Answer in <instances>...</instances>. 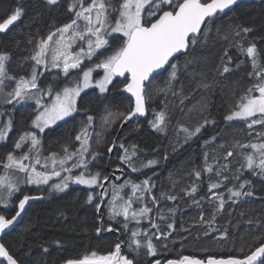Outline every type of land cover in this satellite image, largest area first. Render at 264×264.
Returning <instances> with one entry per match:
<instances>
[{
    "label": "snow or ice",
    "instance_id": "snow-or-ice-1",
    "mask_svg": "<svg viewBox=\"0 0 264 264\" xmlns=\"http://www.w3.org/2000/svg\"><path fill=\"white\" fill-rule=\"evenodd\" d=\"M64 2L68 21L52 26L46 35H38L34 43L30 41L32 51L24 59L32 63L26 74L13 75L9 71L11 54L0 51V142H6L13 127L15 106L27 100L34 102L29 129L20 132L11 149L0 156V264H25L12 251L11 245L2 242V237L19 222L30 201L46 198L45 193L48 196L65 193L71 185L86 186L89 190L86 202L93 204L95 201L99 221L94 227L95 233L98 236L102 233L120 235L107 252L101 254L91 250L68 258L63 264H139L142 251L153 258L148 264H264V238L242 256L208 254L197 257L180 253L175 258H160L161 252L168 250L165 241L176 231V222L168 221L179 209L177 204L167 207L165 212L162 202H176L187 197L193 204L201 206L207 201L212 207L210 218H205L201 207L198 223L201 227L207 225L204 235L209 236L208 229L216 231L213 228L216 217L229 201L235 204L239 198L254 195L252 180L245 176V171L264 179V48H258L256 37H249L252 28L237 26L230 35H223L228 46L215 69L223 77L242 65L246 67V76L252 82L236 104L223 114L222 120L226 126L243 122L250 130L247 135L251 139L220 143L219 154L214 146L217 136L204 140V144L213 150L206 151L202 163L186 174L194 178L188 187L173 192L178 183L173 181L170 189L157 195L151 176L138 180L129 175L123 183H116L121 180L125 167L131 173H142L143 169L158 165L159 161L153 158L145 162L142 156L145 150L139 145L126 144L116 137L109 142L104 136L117 122L123 128L135 118L139 126V118L149 115L152 117L148 120L150 128L167 135L171 123L168 110L167 107H152L154 95L163 93L166 96L173 90V82L182 67L181 57L205 43L215 21L232 11L241 0ZM45 3L58 8L62 0H45ZM23 14L22 0H18L0 22V33L9 30ZM230 48H235L238 56L230 55ZM187 63L185 61L183 67L186 68ZM249 66L250 70H247ZM164 73L167 76L163 86H157V77ZM41 77L48 82L42 85ZM210 87L211 83L198 84V88L205 90ZM87 89L99 96L113 90L127 94V105L123 110H104L100 117L101 132L96 131V118L87 114L90 109L78 103L83 99L82 93L87 95ZM172 94L176 95L174 91ZM183 103L181 99L180 104ZM7 105L12 107H4ZM206 108V104L202 106V109ZM81 112L86 118L80 122L73 143L63 145L59 152L45 154V130L61 121L67 123ZM200 115V122L176 127L174 151L193 138H199L207 125H216L217 121L210 113L205 114L202 110ZM102 145H106V152L101 151ZM113 154L119 163L111 173L92 168L98 158ZM237 157L239 167L233 168V160ZM164 159H167V153ZM117 172L121 175H116ZM205 173L208 182L206 191L201 192L197 182H202ZM29 185L36 186L37 195L24 191V186ZM227 235L225 229L222 236ZM54 243L62 246L59 240ZM48 251L43 247V252Z\"/></svg>",
    "mask_w": 264,
    "mask_h": 264
},
{
    "label": "trees",
    "instance_id": "trees-1",
    "mask_svg": "<svg viewBox=\"0 0 264 264\" xmlns=\"http://www.w3.org/2000/svg\"><path fill=\"white\" fill-rule=\"evenodd\" d=\"M17 3L18 0H0V22ZM22 3L24 14L21 19L7 32L0 33V51H8L11 54L9 71L17 77L26 74L30 69L32 62L24 58L31 53L37 36L46 35L52 26H59L69 19L64 0L58 8L46 5L45 0H22ZM237 26L252 28L253 32L249 34V37H256L255 42L258 48H264V1L241 4L231 13L220 16L209 32L206 42L186 57H181L182 67L177 79L173 82V90L166 96L163 93L154 95L151 101L154 108L167 107L171 121L167 135L150 128L148 120L152 118L151 115L145 119H139V126L135 121L121 130L117 122L104 133L105 139L109 142L116 137L117 140H122L126 144L139 145L145 150L142 153L145 162L153 158L159 161L158 165L145 168L142 173H131L130 169L125 167L124 179L129 175L138 180L151 176L156 184L157 195L160 191L170 189L172 182L176 181L177 187L172 191L179 192L181 188L188 187L194 179L186 174L202 163L206 151L213 150L212 147L204 144V140L217 136L214 146L219 154L220 143L226 141L230 143L233 139L247 142L251 139L247 135L250 130L243 122H232L231 126H226L222 120L223 114L236 104L239 96L252 82L246 76V67L242 65L223 77L215 72L223 50L228 46L222 37L225 34L230 35ZM229 53L234 58L238 56L235 48H230ZM185 61L188 62L186 68L183 67ZM247 70H250V66ZM166 76L167 73H164L157 77L156 85L163 86ZM40 82L43 85L48 80L41 77ZM201 82L211 83V87L207 90L198 88ZM173 91L176 95L172 94ZM126 95L113 90L99 96L91 90L87 92V95L82 96L83 99L79 101V104L90 109L87 114H92L96 118V131L101 132L103 130L100 128V117L104 110L109 109L113 112L123 110L127 105ZM181 99L184 100L183 105L180 104ZM205 104L207 108L202 109ZM33 108L34 104L16 108L15 130L10 142H13L20 132L29 129L34 114ZM202 110L216 119V125H207L202 129L199 138H193L174 151L172 144L176 140L174 134L176 127L179 124L192 126L200 122ZM85 118L86 114L81 112L75 116V119H70L67 123L63 122L57 128L47 131L43 138L45 152H59L63 145L72 144L80 122ZM256 127L259 128V126ZM154 148L159 150L153 151ZM101 151L106 152V145L101 146ZM165 153H167V159H164ZM238 159L237 157L233 160V168L239 167ZM118 163L115 154L105 155L94 161L92 168H100L105 173H111ZM153 172L156 175H153ZM245 176L252 180L251 187L254 195L239 198L235 204L229 201L216 217L213 225L216 231L208 229L209 236L204 235L207 225L201 227L198 223L201 207L204 209L205 218H210L212 207L207 201L201 206L193 204L187 197L176 202H162L165 212L167 207H174L177 204L179 209L168 221L176 222V231L168 241H165L168 244V250L162 251L160 258H175L180 253L197 257L208 254L218 257H226L229 254L242 256L253 245L258 244L259 240L264 238V179L260 176H251L247 171ZM207 177L208 174L205 173L202 182H197L200 183L201 192L206 191ZM213 179H215L214 176ZM115 182L119 183V181ZM24 191L32 195L38 194L36 187H26ZM87 191L89 190L86 188L71 187L65 193L51 196L45 193L46 198L30 201L22 221L3 236L2 242L11 245L12 251L25 264H63L66 259L91 250L101 254L107 252L120 234L103 233L98 236L95 233L94 227L99 224V221L94 207L95 201L93 204L86 202ZM105 220H107L106 216ZM249 220L252 221L251 224L248 223ZM114 227L118 228L116 225ZM225 229L228 231L227 237L222 236ZM121 238L126 239L124 236ZM57 240L61 241L62 246L54 243ZM43 247H47L49 251L43 252ZM152 259L145 256L143 251L138 257L139 264H148V261Z\"/></svg>",
    "mask_w": 264,
    "mask_h": 264
},
{
    "label": "rangeland",
    "instance_id": "rangeland-1",
    "mask_svg": "<svg viewBox=\"0 0 264 264\" xmlns=\"http://www.w3.org/2000/svg\"><path fill=\"white\" fill-rule=\"evenodd\" d=\"M111 87V86H110ZM92 89H87V90H85V92L87 93V92H89V91H91ZM107 94V93H106ZM82 96L84 95V93H82L81 94ZM105 95V94H104ZM78 103H79V101H78ZM29 104H34V102L33 101H31V100H27V101H25V102H23V103H21V104H18V105H16V107L14 108V110H13V112H12V116H13V127H12V129L9 131V133H8V138H7V140H6V142H0V156H3L5 153H6V151L7 150H10L11 149V147H12V143L13 142H10L11 141V135L14 133V130H15V116H16V111H17V109L16 108H20V107H24V106H27V105H29ZM63 123V121H61V122H58L57 123V125H54V126H52L51 128H49V129H46L45 130V133L43 134V138H44V135L47 133V131H49V130H51V129H54V128H57L60 124H62ZM43 144H44V142H43ZM43 147H44V145H43ZM45 154H46V152H45ZM261 178V177H260ZM262 179V178H261ZM117 183V182H116ZM119 183H123V180L122 181H120ZM26 187H36V186H34V185H29V186H24V188H26ZM71 187H82V188H86V186H82V185H71L70 186V188ZM87 189V188H86ZM106 219H107V216H106ZM145 225H147V221H144L143 222ZM114 225H116V224H114ZM116 226H118L119 227V225H116Z\"/></svg>",
    "mask_w": 264,
    "mask_h": 264
},
{
    "label": "water",
    "instance_id": "water-1",
    "mask_svg": "<svg viewBox=\"0 0 264 264\" xmlns=\"http://www.w3.org/2000/svg\"><path fill=\"white\" fill-rule=\"evenodd\" d=\"M261 1H262V0H241V2H240L237 6H234V8H233L232 11H234L235 8L238 7V6L241 5V4H245V3H254V2H261ZM232 11L227 12V14L231 13ZM222 16H225V15H222ZM17 22H18V21H17ZM17 22H14V24H13L12 26H10L9 30H10V29H11V28H12ZM7 31H8V30H7ZM7 31H6V32H7ZM2 33H5V32H2ZM139 119H145V117H140ZM135 121H136V119L134 118L132 121L127 122L126 124H124V126H123V128H121V130H123L125 127H127L128 125H130L131 123H133V122H135ZM119 174H121V173H119V172L116 173V175H119ZM124 177H125V173L122 175L121 180H119V182L122 181V180L124 179ZM26 208H27V207H26ZM23 216H24V213L22 214V217L19 218V222H18L16 225H18V224L22 221ZM16 225H15V226H16ZM102 234H103V233H102ZM2 238H3V237H2Z\"/></svg>",
    "mask_w": 264,
    "mask_h": 264
},
{
    "label": "flooded vegetation",
    "instance_id": "flooded-vegetation-1",
    "mask_svg": "<svg viewBox=\"0 0 264 264\" xmlns=\"http://www.w3.org/2000/svg\"><path fill=\"white\" fill-rule=\"evenodd\" d=\"M264 0H262L261 2H263ZM261 2H254V3H261ZM121 175V174H120Z\"/></svg>",
    "mask_w": 264,
    "mask_h": 264
}]
</instances>
